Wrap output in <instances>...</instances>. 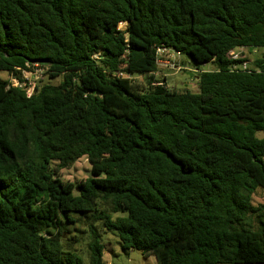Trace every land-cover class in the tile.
<instances>
[{"label":"trees","instance_id":"trees-1","mask_svg":"<svg viewBox=\"0 0 264 264\" xmlns=\"http://www.w3.org/2000/svg\"><path fill=\"white\" fill-rule=\"evenodd\" d=\"M157 46L197 92L158 78ZM240 47L264 48V0H0V264H84L72 229L86 264L100 231L157 264H264V52L244 70ZM35 63L28 96L12 80Z\"/></svg>","mask_w":264,"mask_h":264},{"label":"rangeland","instance_id":"rangeland-1","mask_svg":"<svg viewBox=\"0 0 264 264\" xmlns=\"http://www.w3.org/2000/svg\"><path fill=\"white\" fill-rule=\"evenodd\" d=\"M120 26H124V23H121ZM235 53H238L240 58H245L248 62V66H250L255 58L261 57L264 52V48H256V49H248V48H235L233 50ZM182 62L185 61V67L181 69H173L167 66H163V63L157 65V76L160 79L165 80V84L169 88H174L179 91L189 90L192 92L198 91L197 85V78L193 74L195 71L192 69V61L191 59L181 54L179 56ZM215 65L212 62L204 63L200 65V70H212L214 69ZM36 73H33V77L31 80H34L38 84L39 80L46 81L47 80V69L38 66ZM21 74V73H20ZM28 78L30 74H26ZM38 75V78L35 77ZM0 78L10 79L11 74L4 70H0ZM134 78V77H132ZM60 80L59 77L51 78L48 81L52 83H57ZM134 80H142V78L137 76ZM257 137H264V130H259L256 132ZM55 161V160H54ZM59 177L63 181L69 182H77L79 180H84L85 178L91 175V164L89 163L87 157L85 155L78 158L75 163L66 168H62L59 171ZM103 176V173L100 174ZM74 195L79 194V189L74 187L72 190ZM252 203L254 206H258L264 212V188L258 187L255 192L252 194ZM112 217L122 216L125 215L123 211H116L111 213ZM98 225V224H97ZM79 229H83L84 227L81 225H76ZM99 226V225H98ZM74 226H72L73 228ZM72 234L74 236H79L78 241H75L74 247L76 248L77 252L81 255L84 264L87 263V241L88 238L85 233H79L72 229ZM102 242L104 244V251H103V259L105 264H157L156 259L153 255H144L140 250L137 249H123L120 245L118 237L112 232H103L100 231ZM72 234L67 233V236H72ZM75 238V237H74ZM64 240H66L64 238ZM75 240V239H74Z\"/></svg>","mask_w":264,"mask_h":264},{"label":"built area","instance_id":"built-area-1","mask_svg":"<svg viewBox=\"0 0 264 264\" xmlns=\"http://www.w3.org/2000/svg\"><path fill=\"white\" fill-rule=\"evenodd\" d=\"M180 52L176 51L174 49L171 48H167L165 46H157L155 48V56H156V60L155 63L156 65H159L160 63H163V66H167L173 69H181L185 67V63H183L179 56H180ZM229 55L233 58V59H237L240 58L238 53H235L233 50H231L229 52ZM38 64L35 63L32 66H28L26 69H22L21 70V74L19 79H13V84L14 85H18V86H26V92L27 95L29 96L35 86V84L37 82H35L34 80H31V78L33 77V73H36L38 68ZM240 68L246 70L248 68V62L247 61H243L240 63ZM26 74H30V77L28 78V76ZM121 74V73H120ZM36 78H38V75H35Z\"/></svg>","mask_w":264,"mask_h":264},{"label":"water","instance_id":"water-1","mask_svg":"<svg viewBox=\"0 0 264 264\" xmlns=\"http://www.w3.org/2000/svg\"><path fill=\"white\" fill-rule=\"evenodd\" d=\"M195 75V77H197V74L196 73H193Z\"/></svg>","mask_w":264,"mask_h":264}]
</instances>
